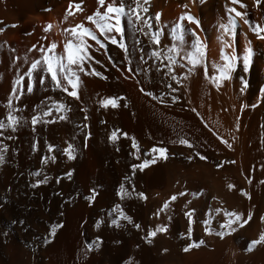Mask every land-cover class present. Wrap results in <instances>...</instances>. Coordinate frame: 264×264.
<instances>
[{"label":"bare ground","instance_id":"obj_1","mask_svg":"<svg viewBox=\"0 0 264 264\" xmlns=\"http://www.w3.org/2000/svg\"><path fill=\"white\" fill-rule=\"evenodd\" d=\"M109 2L105 0V6ZM239 2L246 7L230 0H149L140 23L133 18L129 24L122 17V33L109 34L123 41L124 49L99 33L104 48L88 40L91 59L85 71L77 73L76 99L55 88L39 68L33 71L32 92L27 91L28 77L16 81L33 61H41L42 66L45 52L62 54L63 43L71 39L65 28L83 24L95 30L86 17L103 7L97 0H0V121L7 124L10 110L18 118L15 131L0 129V264H264V243L248 250L264 232L260 220L264 215V97L259 94L264 84V39L250 30L264 27V0ZM184 4L188 8H181ZM225 5L247 12L248 25L231 13L237 21L231 42L238 55L250 42L253 55L247 73L238 61L231 80L215 87L205 79L204 70L211 77L217 74L212 65L223 63L217 38L223 31L219 24L228 18ZM182 11L199 21V28L181 23L194 29L205 45L202 66L192 73L191 65L181 59L190 50V33H184L186 44L173 39ZM144 19L160 32L158 48L145 35ZM48 25L52 27L46 32ZM53 43L57 48L48 51ZM173 45L178 47L176 63L173 73L165 75L170 61L163 55L156 59L151 52L165 53ZM231 52V47L225 48L226 54ZM92 71L101 76L85 74ZM172 74L179 82L171 79ZM241 76L248 82L243 92ZM107 98L114 99L117 107L101 106L99 101ZM59 104L68 110L57 112L54 105ZM49 108V115L43 116ZM62 115L65 119H60ZM33 116L38 117L36 124L31 123ZM117 129V139L109 141ZM179 138L193 147L176 143ZM68 144L75 149L72 160L63 152ZM153 146L165 148L166 158L158 157L143 170L134 169L152 158ZM45 177L46 182L38 183ZM121 184L131 193L123 199L116 194ZM228 184L234 187L229 190ZM180 192L183 195L154 215L165 200ZM117 204L133 224L112 211ZM216 208L241 214V224L232 225L235 231L220 228L226 218ZM186 211L192 221L190 239ZM113 219L116 225L111 224ZM245 219L247 224L242 223ZM53 224L62 227L49 235ZM157 224L167 225V231L148 237V230L155 231ZM220 232L223 238L217 235ZM201 240L199 247L182 250Z\"/></svg>","mask_w":264,"mask_h":264},{"label":"snow or ice","instance_id":"obj_2","mask_svg":"<svg viewBox=\"0 0 264 264\" xmlns=\"http://www.w3.org/2000/svg\"><path fill=\"white\" fill-rule=\"evenodd\" d=\"M193 0H189V3H192ZM256 3H259V0H255ZM149 3V0H131L130 3H126L125 0H111V2L107 3L105 6V0H97V4L103 7V11L96 10L92 13V15H88L86 17V20L89 21L92 25L95 26V30L90 29L89 27H85L83 24H76L74 27H72L70 30L65 28L64 31L67 32L71 39H67L65 43H63L62 48V54L60 56H57L55 54L48 55L47 52L43 55L42 60V66L41 61H33L31 63V66L28 68L27 72L24 73V76L17 79L16 84L20 83V80H23L24 77H28L27 81V91L32 92L33 85H32V78H33V71L36 69H40L43 73H46L47 76L51 78L52 85L60 89L61 91H64L67 93L68 96L78 99V87L80 83V78L77 75L78 72H84L85 71V63L87 60L91 59V56L89 55V51L91 48V45L88 43V40L94 41L97 45H99L101 48H104L105 45L101 42V39L98 38L97 33H99V37H103L104 40L109 41L111 44H118V46L121 49L125 48V45L123 41L118 40L115 36L109 35L112 32H115L117 34L122 33L123 29L121 27V19L122 17H126L129 24H132L133 18L137 23L141 22V15L143 13L148 12V8L146 5ZM231 4H237L239 3L240 8H245L246 6L243 3H240L239 0H230ZM188 4L181 5V8H188ZM69 7H72L71 3L69 4ZM77 8H79V4L76 5ZM231 13H234L235 17H239L244 24L248 25L250 24L249 19H247V12H240L237 11L234 7H229L228 5H225V14L227 15V22H221L219 24V28L222 29V33L220 36H218V40L221 41V47L219 49V58L223 63H214L212 67L216 70L217 74L212 75L211 77L208 76L207 71L204 70L205 79H208L213 86L219 87L221 82L224 80H231L232 74L236 72L238 61L242 63V71L244 73H247L249 71V66L252 60L253 50L250 46V42L248 45H245L243 49V53L241 55H238L236 53V49L232 44V39L235 36V30L237 28V21L234 18ZM67 15H72L71 12H68ZM160 13L155 14V19L159 21ZM114 21V23H113ZM181 21H187L189 24H194L196 28H199V21L191 15L188 11H182L179 17L177 18V21L175 23L173 32L175 35L173 36V39H177L181 41L182 44H186L184 41V33H190L192 37V41L190 45H187V47L190 49L185 52L184 56H181V59H186L187 63L191 65V67L188 69L189 73H192L195 71L197 66H202V61L206 55L205 52V45L200 41L196 31L191 28L185 27ZM143 25L147 28V31L145 32V35H149V38L151 40V43L153 45H156L157 48L159 47V36L160 32L159 30L153 31L152 26L150 24V21L148 19H144L142 21ZM52 26L48 25L44 31H48ZM143 30V29H141ZM182 30V31H178ZM251 31L256 33L258 39H264V35H261L262 32H264V27L260 25H256L253 28H250ZM227 35L229 37L228 41H225L224 37ZM87 38V39H85ZM33 47H36L33 45ZM231 47L232 52L230 54L225 53V48ZM56 44H49L48 45V51H51L53 49H56ZM183 50V49H180ZM171 53V54H170ZM178 53V47L176 45H173L170 49H168V52L161 53L156 50L151 52V56L155 57L156 59H159L161 55H163V58L165 60L170 61L168 65V72L165 73V75L169 73H173L172 64L176 63L175 54ZM98 62V61H97ZM111 62V61H109ZM115 66V65H113ZM183 67V65H181ZM131 71V69H129ZM85 74H91L95 76H101L100 72L92 71L91 73H85ZM171 79L173 81H178V77L175 74L171 75ZM39 80L41 84H44L46 82L45 76L41 75L39 76ZM66 82V84H65ZM241 92H243L244 88L248 87L247 80L244 79L243 76H241ZM69 88L71 89L69 91ZM15 90V88L13 89ZM177 89L172 88V91H176ZM143 91V89H142ZM259 94L261 97H264V84H261L259 86ZM145 95L152 96L153 94L151 92H145ZM19 97H17L18 99ZM155 98V97H153ZM175 100L176 98L173 97ZM259 98L257 100V103H259ZM101 106L107 107L111 105V107L115 108L117 107L116 101L112 98L107 99H101L99 101ZM57 112L60 111H67L68 108L65 104H59L54 105ZM241 107H245V105H241ZM251 107H256V104H252ZM193 111H195L193 109ZM51 112V108L48 109V111H44L42 113L43 116L49 115ZM60 119H65V117L62 115ZM38 121L37 116H33L31 119L32 124H36ZM18 118L12 114V111L10 110L8 112V120L7 124H5L3 121H0V129L3 128H12L13 131H15L14 126L17 125ZM113 131L109 136V141H114L117 139V132ZM122 135L127 136L126 133H122ZM176 143H179L181 145H185L188 148H192L193 145L188 142L187 139L179 138ZM224 142V141H222ZM132 147H137L135 143L132 144ZM33 148L35 149V145H33ZM49 151H52V148L49 147ZM63 152L67 155V158L69 160H72L74 158V152L75 149L73 145L68 144L66 148L63 149ZM149 152L153 153L151 159L143 161L140 165H134L133 168H139L140 170H143L145 167H147L149 164H154L156 162V159L159 158H166V149L163 147H155L153 146L151 149H149ZM148 153H145L147 155ZM199 155V153H197ZM188 159H191V157H188ZM200 159H206L204 156H200ZM3 160V157L0 156V161ZM46 163L47 161H42ZM33 175H36L33 173ZM66 175H71V173H66ZM47 177L44 178V181H38V183H44L46 182ZM227 187L229 190H231L234 185L228 184ZM117 196H120L121 199L124 197L129 196L131 193H129L127 190L124 189V185H120V190L117 191ZM141 199H144V194L139 193L138 194ZM177 195H183L182 192L177 193L176 195L170 196L167 200L164 201L163 205L161 206L159 212L154 213V215L159 216L160 212L164 211L169 206V201H174L177 198ZM89 199V202H91V198ZM215 199V197H214ZM112 211H119V217H122L124 220L128 221V223L133 224L132 219L127 216L122 210H120V205L117 204L115 208ZM216 212L223 211L225 222L220 224V228L224 229L225 231H235L236 229L232 227L233 224H241V214L235 210L233 211H227L223 210L221 208H216ZM186 216H188V232L187 236L189 239L191 238V216L189 212L184 213ZM247 216L250 218L252 216L251 212L247 213ZM118 217V218H119ZM117 218V219H118ZM117 219L111 220V224L116 225ZM261 221H264V215H261L260 217ZM99 223V221L97 222ZM205 224L209 223L207 220L204 221ZM243 224H247L248 220L245 219L242 221ZM58 227H62V225H51L49 235H54L55 231ZM134 227L139 228L140 226L138 224H134ZM167 231V225H161L157 224L155 226V231L148 230L147 236L153 237L157 233H163ZM205 232H208V229L205 228ZM217 235L221 236L223 238L224 232L217 233ZM98 239V238H97ZM49 241L46 239L45 243H48ZM95 243V242H94ZM204 241L201 240L197 244H187L182 250L187 252L189 249L194 247H199L201 244H203ZM260 243H264V232H261L259 235V238L256 240L251 241L249 245V251L252 250V248ZM98 246V244H97ZM87 249H91L92 245L88 244L85 246ZM166 251V250H165ZM131 259V258H130ZM125 264H128V262H125Z\"/></svg>","mask_w":264,"mask_h":264}]
</instances>
